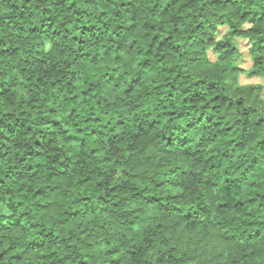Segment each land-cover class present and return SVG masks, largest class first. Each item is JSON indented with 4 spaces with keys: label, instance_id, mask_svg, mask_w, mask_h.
<instances>
[{
    "label": "trees",
    "instance_id": "1",
    "mask_svg": "<svg viewBox=\"0 0 264 264\" xmlns=\"http://www.w3.org/2000/svg\"><path fill=\"white\" fill-rule=\"evenodd\" d=\"M14 10L0 264H264V0Z\"/></svg>",
    "mask_w": 264,
    "mask_h": 264
},
{
    "label": "clouds",
    "instance_id": "2",
    "mask_svg": "<svg viewBox=\"0 0 264 264\" xmlns=\"http://www.w3.org/2000/svg\"><path fill=\"white\" fill-rule=\"evenodd\" d=\"M36 0H34V3ZM25 3V0H0V31L7 32V28H5V25H11L15 24L18 17H17V11L14 10L15 6L22 5ZM68 3H72V0H68ZM133 3L136 5L138 11L144 10V0H133ZM34 6V5H33ZM113 7H119L118 3H114ZM31 10V9H30ZM84 23L89 22L88 18L85 17V19L82 21ZM75 29L73 32L75 33ZM107 38L105 37V40ZM89 44H92V41L89 40ZM183 123L184 121H180ZM173 211L180 212V209H173Z\"/></svg>",
    "mask_w": 264,
    "mask_h": 264
},
{
    "label": "rangeland",
    "instance_id": "3",
    "mask_svg": "<svg viewBox=\"0 0 264 264\" xmlns=\"http://www.w3.org/2000/svg\"><path fill=\"white\" fill-rule=\"evenodd\" d=\"M240 42V48L243 52V57H242V61H241V65L243 67H249L250 64H251V59H250V56H249V53H248V44H247V41L246 40H239ZM241 81L242 82H262L264 83V79L262 78H247L245 76H242L241 77Z\"/></svg>",
    "mask_w": 264,
    "mask_h": 264
}]
</instances>
